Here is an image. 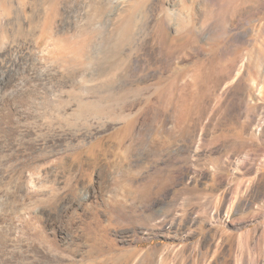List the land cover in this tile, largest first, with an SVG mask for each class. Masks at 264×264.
Returning a JSON list of instances; mask_svg holds the SVG:
<instances>
[{
  "label": "rangeland",
  "instance_id": "374dc122",
  "mask_svg": "<svg viewBox=\"0 0 264 264\" xmlns=\"http://www.w3.org/2000/svg\"><path fill=\"white\" fill-rule=\"evenodd\" d=\"M0 264H264V0H0Z\"/></svg>",
  "mask_w": 264,
  "mask_h": 264
}]
</instances>
